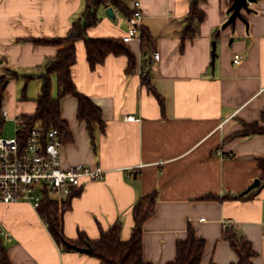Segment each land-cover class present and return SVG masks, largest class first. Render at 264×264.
<instances>
[{
  "label": "crops",
  "instance_id": "1",
  "mask_svg": "<svg viewBox=\"0 0 264 264\" xmlns=\"http://www.w3.org/2000/svg\"><path fill=\"white\" fill-rule=\"evenodd\" d=\"M124 1L131 10L133 2L140 4L141 27L152 37L151 48L144 56L139 42L125 44L136 62L128 73L124 56H109L91 70L83 41L75 43L71 79L78 93L100 108L104 129H95L92 140L85 123L77 120V100L61 99V118L73 140L62 143L60 162L66 169L100 168L105 175L75 191L62 214L64 239L75 242L83 233L88 241H96L101 231L119 223L120 240L129 241L133 207L156 192L155 213L143 224L144 262H174L176 244L187 239L190 224L205 244L200 264L237 263L221 237L226 229L251 244L256 253L251 264H264V183L244 194L260 180L264 135L231 138L244 125L259 123L264 129V0L249 3V11L242 12L244 21L226 28L222 26L231 0H200L205 19L199 36L183 44L180 33L191 1ZM84 7V0H0V71L18 77L4 91L2 106L10 120L35 113L37 77L58 51L33 41L66 37ZM106 9L97 11L99 22L87 36L122 40L128 20L115 8V20L110 19ZM143 75L150 77L163 107L142 85ZM16 81L22 85L20 101L14 93ZM52 84L56 98L54 77ZM132 116L137 121L124 120ZM208 195L245 197L201 201ZM0 247H5L11 264H100L89 254L61 251L27 203L0 205Z\"/></svg>",
  "mask_w": 264,
  "mask_h": 264
},
{
  "label": "trees",
  "instance_id": "2",
  "mask_svg": "<svg viewBox=\"0 0 264 264\" xmlns=\"http://www.w3.org/2000/svg\"><path fill=\"white\" fill-rule=\"evenodd\" d=\"M191 1L185 25L180 33V40L183 44L189 39L199 36V28L203 23L205 16L199 9L200 0ZM84 10L79 18L73 22L70 31L66 37L56 39H41L34 40L33 43L37 46H51L57 49L56 56L46 60L43 67V72L37 79L40 81V90L38 97L35 100V113L29 116H22V134L26 135L36 125L41 124L43 134L49 130H56L58 138L62 143H70L73 138L69 131L68 124L61 118L60 102L65 97H74L77 100V120L85 123L86 130L93 140L94 130L98 129L103 132L104 122H102V113L88 97L78 93L73 79H71V70L76 61L75 43L83 41L84 49L86 50V60L89 63L91 70L105 64V60L109 56H124L128 62L127 72L131 73L136 62L133 54L122 42L121 39L89 38L86 31L98 24L99 19L97 11L100 8H115L127 20L131 19L134 9L128 8L124 0H84ZM141 39L139 47L142 55H146L150 50L152 37L146 28L140 27ZM218 31L214 34V39L218 37ZM57 81V97L53 98L52 78ZM18 78L15 72L5 70L0 75V107L4 101V91L8 85V79L13 80ZM32 76L25 78L26 84ZM142 85L147 87L156 97L159 105L162 106V98L152 89L150 77L142 76ZM27 85L22 91L24 98ZM262 122H264V112L261 114ZM253 135H264V129L259 123L244 125L243 129L236 132L231 138L236 137H251ZM260 170V181L264 183V159L258 160ZM158 195L152 192L149 196L140 199L132 209V221L134 228L132 230L129 241L120 240L122 225L115 223L110 229L101 231L100 236L96 241H88L85 234L79 233L75 242H67L63 236L62 214L68 209L71 198L65 201H55L50 196L45 195L43 202L40 204L37 212L43 220L54 242L61 248V251L74 252V249H90L89 256L95 258L100 264H149L143 261L142 254V231L144 223L148 221L155 213V204ZM245 196H230L226 195L223 198L218 196L208 195L201 201L218 202L223 200L243 199ZM222 240L226 241L231 250L234 251L237 257L236 264H251L252 259L256 256L255 251H252L251 244L242 237H237L232 229H226L222 234ZM186 240H180L176 244V259L169 264H200L204 242L196 238L194 230L188 224L186 230ZM70 245L72 248L68 247ZM0 264H11L7 258L5 247H0ZM152 264V263H151ZM213 264V263H211Z\"/></svg>",
  "mask_w": 264,
  "mask_h": 264
},
{
  "label": "built area",
  "instance_id": "3",
  "mask_svg": "<svg viewBox=\"0 0 264 264\" xmlns=\"http://www.w3.org/2000/svg\"><path fill=\"white\" fill-rule=\"evenodd\" d=\"M134 12L128 20L124 44L140 42L141 13L140 4L133 2ZM158 54L154 59L158 60ZM239 63V57H234ZM126 122L137 121L133 116L124 118ZM7 121L15 125L14 137H2V128ZM22 119L10 120L8 112L0 107V205L27 203L35 210L48 195L61 202L71 198L85 182L101 181L105 171L100 168L74 166L63 168L60 162L62 142L56 130L43 134L41 124L36 125L28 134H22Z\"/></svg>",
  "mask_w": 264,
  "mask_h": 264
},
{
  "label": "water",
  "instance_id": "4",
  "mask_svg": "<svg viewBox=\"0 0 264 264\" xmlns=\"http://www.w3.org/2000/svg\"><path fill=\"white\" fill-rule=\"evenodd\" d=\"M258 0H231V5L229 7V9L226 11V15H228V20L227 22L222 26V28H226L228 26H233L237 20H240V21H244V18H243V15H242V12L244 13H247L249 11L248 9V5L249 3H255L257 2ZM105 14L108 18L112 19V20H115V13L113 11V9L110 7V8H107L105 10ZM213 45V51H212V56L213 58L215 57V46L214 44ZM1 63V61H0ZM261 184V181L260 180H255L253 181L252 185L245 191L244 194H247V193H250L251 191H253V189H256L260 186ZM70 249L72 248L71 246L69 247ZM72 250L74 251H78L80 253H85V254H90L91 250L90 249H73Z\"/></svg>",
  "mask_w": 264,
  "mask_h": 264
},
{
  "label": "rangeland",
  "instance_id": "5",
  "mask_svg": "<svg viewBox=\"0 0 264 264\" xmlns=\"http://www.w3.org/2000/svg\"><path fill=\"white\" fill-rule=\"evenodd\" d=\"M2 73H3V70L0 71V75ZM13 80L8 79V85ZM21 89H22V85L20 84V82L18 83L16 81L15 82V86H14V93L16 95V101H20V96H21L20 95V92H21ZM5 91H7V87H6ZM5 95H6V93H5ZM14 133H15V125H14V123L12 121H7L4 124L3 128H2V137L3 138H6V139H10V138H13L14 137Z\"/></svg>",
  "mask_w": 264,
  "mask_h": 264
}]
</instances>
